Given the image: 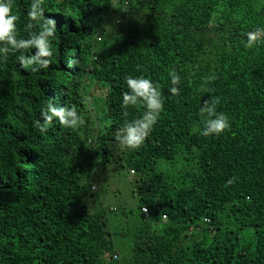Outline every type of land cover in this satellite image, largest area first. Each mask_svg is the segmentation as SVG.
Wrapping results in <instances>:
<instances>
[{"label":"trees","instance_id":"1","mask_svg":"<svg viewBox=\"0 0 264 264\" xmlns=\"http://www.w3.org/2000/svg\"><path fill=\"white\" fill-rule=\"evenodd\" d=\"M31 3L13 0L18 38L29 36ZM43 7L57 21L51 66L33 71L19 64L21 52L0 53V264H264V40L244 47L246 32L264 28V0ZM173 69L179 96L170 92ZM126 76L150 78L164 99L136 150L117 143L124 123L145 111L123 106ZM213 95L231 130L202 137L199 109ZM50 100L76 105L86 123L73 130L53 118L39 131ZM113 159L134 176L143 215L124 263L94 181Z\"/></svg>","mask_w":264,"mask_h":264},{"label":"clouds","instance_id":"2","mask_svg":"<svg viewBox=\"0 0 264 264\" xmlns=\"http://www.w3.org/2000/svg\"><path fill=\"white\" fill-rule=\"evenodd\" d=\"M43 4L44 0H32L29 5L27 13L29 23L25 25V31L29 33V36L25 39L18 38L17 21L19 16L12 12L13 0H0V53H3L4 59H7L10 52H21L22 55L18 57L19 64L22 67L34 65L33 71L51 66L50 58L53 56L51 42L57 31V21L45 16ZM34 23L39 25L38 31H33ZM245 36L244 47L252 49L264 40V28L246 32ZM33 48L37 50L35 54H26L27 50ZM78 62V59H70L68 66L78 65ZM169 77L171 85H173L170 88L171 94L179 96L180 75L173 69L169 72ZM207 79L211 81L215 77L209 76ZM125 82L129 91L123 93V106L140 104L145 108V111L141 117L124 123L117 132V143L124 150H136L143 145L157 124L160 114L164 110V99L161 89L150 78L126 76ZM219 104L220 97L213 95L200 107L199 115L202 127L199 132L202 137L219 136L231 130L229 116L224 112L217 111ZM41 118H43V122L41 119L35 122V126L41 132L49 130V126L53 124V118L58 119L61 127L73 130L86 123L79 114L76 105L55 106L52 100L42 107ZM236 179L238 178L229 179L227 185H232ZM113 210L115 211V209ZM142 211L147 213L148 209L145 207ZM115 258L118 259V257Z\"/></svg>","mask_w":264,"mask_h":264},{"label":"rangeland","instance_id":"3","mask_svg":"<svg viewBox=\"0 0 264 264\" xmlns=\"http://www.w3.org/2000/svg\"><path fill=\"white\" fill-rule=\"evenodd\" d=\"M100 92L101 88L93 93L94 97H99ZM165 166L168 167L163 163V168ZM94 181L97 184L96 195L107 210L114 249L121 263H124L130 256L135 229L143 223V215L137 208V199L133 193L134 176L113 159L110 164L97 169Z\"/></svg>","mask_w":264,"mask_h":264},{"label":"built area","instance_id":"4","mask_svg":"<svg viewBox=\"0 0 264 264\" xmlns=\"http://www.w3.org/2000/svg\"><path fill=\"white\" fill-rule=\"evenodd\" d=\"M94 189H95V187H92V190H94ZM163 218H165V217H163ZM205 222H209V220L206 219Z\"/></svg>","mask_w":264,"mask_h":264}]
</instances>
